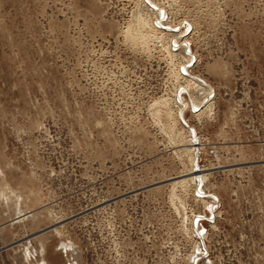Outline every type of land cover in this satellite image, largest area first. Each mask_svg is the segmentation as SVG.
<instances>
[{
  "label": "rangeland",
  "instance_id": "obj_1",
  "mask_svg": "<svg viewBox=\"0 0 264 264\" xmlns=\"http://www.w3.org/2000/svg\"><path fill=\"white\" fill-rule=\"evenodd\" d=\"M0 264H264V0H0Z\"/></svg>",
  "mask_w": 264,
  "mask_h": 264
},
{
  "label": "bare ground",
  "instance_id": "obj_2",
  "mask_svg": "<svg viewBox=\"0 0 264 264\" xmlns=\"http://www.w3.org/2000/svg\"><path fill=\"white\" fill-rule=\"evenodd\" d=\"M137 20H138V22L134 25V23H133V27L132 26H130L129 28H131V30L130 31H128L127 32V34H128V37H127V39L129 40L130 39V42H132L133 43V45H136V46H141L140 48H143V47H149V42L150 41H152L154 38H156L157 37V35L159 34L158 33V29L157 28H155V27H153V26H151L150 24L151 23H149L148 21H147V19H144L143 17H138V18H136ZM159 36V35H158ZM147 47V48H148ZM143 49H146V48H143ZM198 82V85H203L204 87H203V89L205 90V91H207L206 92V94H210V92H212V89H211V87L208 85V84H206L205 83V85L203 84V82H199V80L197 81ZM196 82V83H197ZM197 85V84H196ZM201 88H202V86H201ZM179 99V98H178ZM209 104V103H208ZM207 104V105H208ZM211 104V103H210ZM207 105H205L206 107H207ZM196 106H199V105H197L196 104ZM203 106V105H202ZM183 107V106H182ZM205 107V108H206ZM181 108V107H180ZM184 108V107H183ZM183 108H181V109H179V114L181 115H179L181 118H183L182 116H183V111H184V109ZM199 107H196L195 109L196 110H199L198 109ZM202 108V107H201ZM204 108V107H203ZM204 108V109H205ZM204 109H202V110H200V111H198V113H200L201 111H203ZM160 110V109H159ZM158 110V111H159ZM171 113H172V111L171 112H169V113H166V117L169 119V118H171ZM197 113V112H196ZM159 114H160V111H159ZM162 115V114H161ZM183 121H185V120H183ZM190 130V128L188 127V131ZM195 134V133H194ZM194 134H192L191 133V135H190V138H191V143L189 144L190 146L187 148L188 150H191L190 152H192L193 153V157H194V155H195V159H194V161H193V176H195V180H194V182H195V184H196V187H197V192L199 191V194H201V195H203V197L202 196H200L201 198H203V199H205L206 200V202H208L209 201V207H210V209L211 210H213L212 208H214V207H212V205L214 206V202H213V200H212V193H210L209 191H206L205 189H207V187H206V185H205V183H203L204 182V180H203V177H204V170L199 166V163H198V158H199V151L197 150V148H196V139H194ZM197 151V152H196ZM201 173H202V175H201ZM202 176V177H201ZM185 179V178H184ZM203 180V181H202ZM186 181H188V180H186ZM185 180L183 181V182H186ZM184 184V183H183ZM187 184H189V183H187ZM185 185V184H184ZM212 207V208H211Z\"/></svg>",
  "mask_w": 264,
  "mask_h": 264
}]
</instances>
